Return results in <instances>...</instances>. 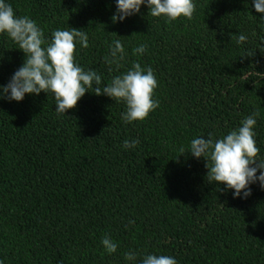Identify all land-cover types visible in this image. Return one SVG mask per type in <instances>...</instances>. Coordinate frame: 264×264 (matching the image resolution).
Masks as SVG:
<instances>
[{"label": "trees", "instance_id": "1", "mask_svg": "<svg viewBox=\"0 0 264 264\" xmlns=\"http://www.w3.org/2000/svg\"><path fill=\"white\" fill-rule=\"evenodd\" d=\"M8 3L46 37L85 29L89 46H77L76 60L102 85L132 62L151 67L158 107L124 123L123 103L88 92L66 116L51 93L0 100V264H129V250L178 264H264V190L251 185L247 199H234L207 182L203 158L179 152L192 137H219L257 112L264 155V21L251 0H194L192 17L174 21L142 6L117 23L114 0ZM240 33L247 43H236ZM117 38L126 53L119 69L108 63ZM138 44L146 45L139 56ZM17 47L0 35V84L23 62ZM125 139L139 144L125 149ZM105 235L116 253L105 252Z\"/></svg>", "mask_w": 264, "mask_h": 264}, {"label": "clouds", "instance_id": "2", "mask_svg": "<svg viewBox=\"0 0 264 264\" xmlns=\"http://www.w3.org/2000/svg\"><path fill=\"white\" fill-rule=\"evenodd\" d=\"M114 5L115 10L110 17L112 23L141 14L142 6L147 8V15L168 21L181 17L190 19L195 9L194 0H114ZM251 7L264 21V0H251ZM0 35L18 45L16 49L24 54L22 64L6 83L0 84V100L20 102L26 94L51 93L55 100L54 111L65 115L88 92L123 103L124 111L120 117L124 123L143 121L158 107V101L153 98L157 79L151 67L132 62L126 71L102 85L101 75L95 69L80 65L75 56L77 46H89V34L83 28H56L50 38L46 37L34 19L17 15L8 0H0ZM259 39L264 46V36ZM248 40L244 33L236 36L238 45ZM108 51V63L119 69L126 56L122 41L114 39L108 45ZM132 51L134 55H142L146 52V45L138 44ZM109 71H112L111 67ZM258 116L257 112L247 115L235 128L219 137L214 138L211 132L194 136L187 146L180 147L179 152L204 159L208 183L218 188L223 185L224 191L231 190L234 199H247L252 192L251 185L264 190V155L260 154L255 139ZM138 144V139H125L122 147L133 149ZM101 244L107 254L116 253L118 244L110 236L105 235ZM124 259L129 264H178L170 255H141L134 250L125 252Z\"/></svg>", "mask_w": 264, "mask_h": 264}]
</instances>
